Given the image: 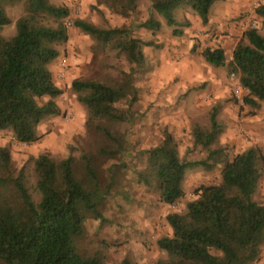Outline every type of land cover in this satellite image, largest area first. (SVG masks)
<instances>
[{"label": "trees", "instance_id": "obj_1", "mask_svg": "<svg viewBox=\"0 0 264 264\" xmlns=\"http://www.w3.org/2000/svg\"><path fill=\"white\" fill-rule=\"evenodd\" d=\"M224 0H151L173 34H183L181 26L189 21L177 20L181 8H190L203 25L209 23L210 11ZM22 2L24 12L16 21L17 33L7 39L3 28L11 22L7 7ZM113 13L129 16L137 9V0H100ZM256 14L264 18V4ZM66 5L51 0H0V131H10L20 143L33 144L41 138L40 123L61 114L56 101L63 94L54 81L51 65L59 58L61 47L69 40L70 18ZM73 27L102 45H112L126 53L137 68L144 67V42L132 36L131 28L103 29L82 19ZM138 27L159 30L161 22L151 16ZM206 61L214 67H227L248 90L244 103L260 108L264 103V34L250 29L237 43L232 59L222 48L206 49ZM72 90L88 112L89 122H102L98 128L108 138L109 156L125 151L123 142L110 126L128 119V111L118 109L120 101L133 102L138 90L133 76L111 83L97 79H76ZM41 100L45 102L40 103ZM214 107L207 127L196 125L194 145L207 156L188 161L180 156L179 145L165 132L163 141L147 151L146 165L137 175L138 182L154 190L162 203L173 205L185 197V173L189 167L213 170L221 167L218 184L202 186L184 213H171L167 222L172 234L157 244L166 257L157 264H254L264 244V203L255 199L264 176V151L252 146L231 155L220 144L223 126ZM85 158L88 184L74 169V159L57 160L49 154L33 159V172L40 201L36 203L26 186L24 169L16 172L10 152L0 147V262L4 264H105L98 256L79 253L76 239L84 233L88 214L103 220L100 204L109 194L111 184L100 185L96 169ZM120 264H135L124 259Z\"/></svg>", "mask_w": 264, "mask_h": 264}, {"label": "rangeland", "instance_id": "obj_2", "mask_svg": "<svg viewBox=\"0 0 264 264\" xmlns=\"http://www.w3.org/2000/svg\"><path fill=\"white\" fill-rule=\"evenodd\" d=\"M51 2L66 5L71 13L65 21L69 40L61 47V54L51 67L55 83L63 89V94L56 99L61 114L46 117L40 123L41 138L33 144L20 143L10 131H0V147L9 150L16 172L24 169L26 186L36 203L41 197L36 189L33 159L44 153L57 160L72 156L77 176L88 184L84 156L89 157L100 185L105 188L111 184V188L99 206L104 219L92 214L86 216L84 233L76 239L79 253L98 256L105 264H120L124 259L135 264H157L166 257L157 242L172 234L167 216L184 213L200 187L220 183L221 167L210 171L202 167L187 168L183 185L185 197L168 205L160 201L154 190L138 182L137 175L146 165L147 151L160 144L168 131L177 141L183 159L205 158L206 151L194 145L193 131L196 125L208 126L210 112L216 106L219 107L218 120L223 126L220 144L226 146L231 155L252 146L264 151V103L260 108L246 105L244 98L248 93L244 98L236 93L239 77L227 67L212 66L203 56L208 48H222L231 61L235 46L248 30L257 29L264 34V18L255 12L264 0H249L247 8L242 6L240 12L231 15L227 23L235 25V36L227 29L219 31L212 25H203L190 8L177 12V20L189 21L190 25L181 26L183 34L176 36L174 28L153 11L151 0H137L136 11L126 17L113 13L100 0ZM221 2H216L214 9ZM23 12L22 2L7 7L11 22L3 28L5 38L16 35V21ZM151 16L161 22L159 30L138 27ZM75 19L103 29L131 28L133 37L152 42L142 48L146 56L144 67L137 68L126 53L112 45L99 44L73 27ZM233 38L236 41L228 46ZM63 58L69 65L65 79L58 74ZM126 74L133 76L137 98L117 104L118 109L128 111V119L111 125L110 130L123 142L125 151L109 156L105 151L109 146L108 138L98 128L102 122H89L87 109L78 101L72 82L97 79L111 83L122 80ZM43 102L45 100L40 103ZM255 199L264 203V176ZM254 264H264V244Z\"/></svg>", "mask_w": 264, "mask_h": 264}, {"label": "crops", "instance_id": "obj_3", "mask_svg": "<svg viewBox=\"0 0 264 264\" xmlns=\"http://www.w3.org/2000/svg\"><path fill=\"white\" fill-rule=\"evenodd\" d=\"M249 0H226L222 1L221 4H218L217 8L214 9V5L211 8L210 11V16H209V23L208 25H212L214 29H218L219 31L223 29H227L230 33L231 36L236 35V30H235V25L234 24H228L227 20L231 17L232 14L235 12L241 10L242 6H245L247 8ZM214 9V10H212ZM219 33V32H218ZM232 41H236V39H230L228 41V46L229 44L232 45ZM53 65H51L52 67ZM71 85H69L70 87Z\"/></svg>", "mask_w": 264, "mask_h": 264}, {"label": "built area", "instance_id": "obj_4", "mask_svg": "<svg viewBox=\"0 0 264 264\" xmlns=\"http://www.w3.org/2000/svg\"><path fill=\"white\" fill-rule=\"evenodd\" d=\"M262 4H259L258 6H260ZM257 6V7H258ZM69 73V65H68V62H67V59L66 58H63L61 61H60V68H59V77L61 79H65L67 77ZM236 93L238 94V97L240 98H244V95L246 93H248V90L246 88L243 87V85L241 83H239L236 87Z\"/></svg>", "mask_w": 264, "mask_h": 264}]
</instances>
